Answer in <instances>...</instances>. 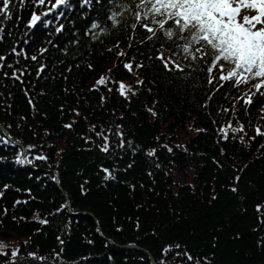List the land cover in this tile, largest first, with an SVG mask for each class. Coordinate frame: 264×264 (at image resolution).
Listing matches in <instances>:
<instances>
[{
  "label": "trees",
  "instance_id": "trees-1",
  "mask_svg": "<svg viewBox=\"0 0 264 264\" xmlns=\"http://www.w3.org/2000/svg\"><path fill=\"white\" fill-rule=\"evenodd\" d=\"M12 5L0 18V125L11 136L0 128V264H151L146 251L156 264H264V98L244 105L250 85L218 71L207 82L211 57L185 59L162 32L149 41L122 7L133 0ZM173 50L183 71L156 59ZM229 122L244 131L224 139Z\"/></svg>",
  "mask_w": 264,
  "mask_h": 264
},
{
  "label": "snow or ice",
  "instance_id": "snow-or-ice-1",
  "mask_svg": "<svg viewBox=\"0 0 264 264\" xmlns=\"http://www.w3.org/2000/svg\"><path fill=\"white\" fill-rule=\"evenodd\" d=\"M38 2L44 4L45 0H38ZM65 2L66 0H56V4H64ZM133 5L134 8L123 5L122 7H124L125 12L134 16L136 23L131 25L133 29L139 25L151 33L148 36L149 41L157 36V32H162L169 41H182V43L176 44V48L184 54L185 59L190 58L195 61L199 58L207 62L208 57H211L210 64L206 68L207 82L210 85L214 84L216 79L214 72L218 71L220 73L219 80L230 83L232 87L239 88L241 85H250L249 93L241 98L244 105L251 106L255 103L257 96L264 98V0H133ZM12 6V0H0V18L10 19ZM246 9L255 11L256 14L244 15L243 12ZM122 15V12L112 13L109 19L113 26L120 23L118 17ZM40 20L41 16L33 13L30 24L35 26ZM145 21L158 25V28L151 27ZM169 25H174V27ZM91 27L95 29L98 25L93 23ZM3 32V27H0V33ZM119 54L125 55L124 52ZM176 54V51L173 50L172 55L165 57L161 51L156 59L169 71H183L182 66L173 59ZM5 59V56L0 55V61ZM31 59L36 60L37 57L32 56ZM2 67L4 65L0 64V68ZM123 67L132 72L134 66L132 63H125ZM139 67H143V65H139ZM41 71H43V66L37 75ZM12 76L20 79L16 72H13ZM107 82L105 76H101L96 81L98 85H105ZM138 83H142V81H138ZM223 86L224 84L220 85V87ZM117 90L124 97L133 91L130 85L123 82L118 83ZM224 111L228 112L229 109H224ZM71 126V124L65 125L69 128ZM229 130L233 133L243 132L244 125L233 127L232 123L229 122L227 126L221 127L220 132L223 133L224 139H228ZM255 131L257 136H264V131H261L260 127H257ZM97 135L101 136L104 141L101 151L108 152L109 138L103 132H98ZM168 150L171 151V149ZM155 151L152 149L147 154L153 156ZM22 156L23 153L21 157H18L21 163L24 162ZM37 159L43 160L47 157L38 156ZM28 162L31 163V161ZM103 171L106 173L104 177L106 180L113 178L109 169L105 168ZM232 190L236 191V189ZM257 210H260V206H257ZM40 223L46 224L48 221L40 220ZM5 247L6 245L0 243V252ZM169 250V248L164 249L165 252ZM11 254L16 257L17 250H13ZM188 259L192 260L193 257L188 256Z\"/></svg>",
  "mask_w": 264,
  "mask_h": 264
},
{
  "label": "water",
  "instance_id": "water-1",
  "mask_svg": "<svg viewBox=\"0 0 264 264\" xmlns=\"http://www.w3.org/2000/svg\"><path fill=\"white\" fill-rule=\"evenodd\" d=\"M0 128L2 129V131L4 132V134H5L8 138H11V136L9 135L8 131L5 129L4 126L0 125ZM24 153H25V151H24ZM56 173H57V175H58V172H56ZM69 205H70V204H69ZM99 232H100V234H102L100 228H99ZM128 247H131V248H138V247L135 246V245H130V246L128 245ZM146 253H147L148 257H149V260H150L151 264H156L155 259H154V257L152 256V254H151L150 252H148V251H146Z\"/></svg>",
  "mask_w": 264,
  "mask_h": 264
},
{
  "label": "rangeland",
  "instance_id": "rangeland-1",
  "mask_svg": "<svg viewBox=\"0 0 264 264\" xmlns=\"http://www.w3.org/2000/svg\"><path fill=\"white\" fill-rule=\"evenodd\" d=\"M243 14L244 15H255L256 13H255V11H249V10H245L244 12H243ZM186 138H187V135H186ZM183 139H185V137H183ZM175 141H177V140H175Z\"/></svg>",
  "mask_w": 264,
  "mask_h": 264
}]
</instances>
